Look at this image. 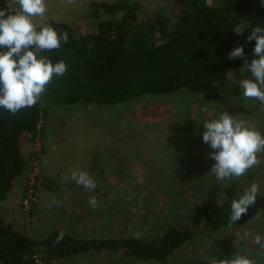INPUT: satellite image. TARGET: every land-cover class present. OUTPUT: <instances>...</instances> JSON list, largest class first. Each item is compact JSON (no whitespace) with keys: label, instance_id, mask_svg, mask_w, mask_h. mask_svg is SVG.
Segmentation results:
<instances>
[{"label":"rangeland","instance_id":"374dc122","mask_svg":"<svg viewBox=\"0 0 264 264\" xmlns=\"http://www.w3.org/2000/svg\"><path fill=\"white\" fill-rule=\"evenodd\" d=\"M114 1L75 0L69 4L67 0H45V17L33 18V23L40 26L52 19L70 22L79 30L89 20L90 3ZM133 1L140 5L139 19L166 11L171 4V0ZM8 3L14 13L18 7L13 0ZM249 77L248 72L228 70L201 94L181 90L169 96L143 97L145 100L139 99L133 106L53 109L40 161L27 181L28 185L36 181L38 191L32 195L29 190L21 205L23 182L19 181L0 202V218L34 239L55 230L79 239L151 235L185 220L210 193L222 197L235 190L240 196L251 183H258L260 192L252 205L255 216L234 235L239 255L264 264V253L253 240L257 233L264 235V153L258 154L259 165L245 176L218 181L209 173L214 161L208 153L214 150L202 141L203 124L223 112L264 135L259 101L244 98L238 87L240 80ZM39 147L38 142L37 151ZM73 170L94 177L95 190L89 192L74 181L66 183L63 177ZM90 196L98 201L95 209L88 203ZM28 199L36 203L33 214ZM214 237H196L165 263L106 261L88 254L61 264H208Z\"/></svg>","mask_w":264,"mask_h":264},{"label":"trees","instance_id":"16d2710c","mask_svg":"<svg viewBox=\"0 0 264 264\" xmlns=\"http://www.w3.org/2000/svg\"><path fill=\"white\" fill-rule=\"evenodd\" d=\"M139 7L133 0L92 2L82 29L52 19L41 24L67 34V43L62 41L59 49L40 54L53 64L63 60L67 72L53 77L35 106L15 115L0 108V202L19 181L23 182L21 205L29 190L37 193L36 181L32 185L27 181L40 161L53 109L133 106L143 97L169 96L181 90L201 94L219 74L241 68L240 59H228L235 47L243 46L248 62L254 58V41L246 37L255 26L264 28L260 0H171L166 11L144 19L138 17ZM0 9L13 14L5 0H0ZM237 26L243 35L233 32ZM236 192L222 197L208 194V200L200 201L185 220L151 235L79 239L55 230L34 239L0 218V264H61L88 254L106 261L165 263L203 234L215 236L209 260L230 259L239 255L235 231L256 213L250 206L246 215L228 227L231 202L239 198ZM28 200L33 214L36 203ZM60 234L63 239L55 243Z\"/></svg>","mask_w":264,"mask_h":264},{"label":"clouds","instance_id":"9594fccd","mask_svg":"<svg viewBox=\"0 0 264 264\" xmlns=\"http://www.w3.org/2000/svg\"><path fill=\"white\" fill-rule=\"evenodd\" d=\"M67 2L72 4L75 0ZM260 3L264 7V0H260ZM13 4L18 6L13 14L0 9V108L15 115L21 109L35 106L54 76L62 77L66 74L67 65L63 60L53 64L40 54L59 49L62 41L67 43V34H58L51 26H37L33 23V18L45 17V0H13ZM233 32L244 34L240 26L235 27ZM246 40L254 41V58L248 62L241 45L229 53L228 59L242 61L239 70L250 73V77L240 80L238 87L244 98L256 99L261 105V111H264V28L253 27ZM202 141L214 150L208 153L214 161L209 173L218 181L245 176L250 169L259 165L258 154L264 153V135L227 112L203 124ZM63 179L66 183L74 181L89 192L96 188L95 178L85 171L73 170ZM259 192L260 185L251 183L238 199L232 200L229 228L247 214ZM52 203L59 206L58 201L53 200ZM88 203L93 209L98 207L95 196H90ZM62 239L63 234H60L55 243ZM253 240L258 250L264 253V235L257 233ZM208 264H257V261L236 255L230 259L211 258Z\"/></svg>","mask_w":264,"mask_h":264},{"label":"built area","instance_id":"2783aa9c","mask_svg":"<svg viewBox=\"0 0 264 264\" xmlns=\"http://www.w3.org/2000/svg\"><path fill=\"white\" fill-rule=\"evenodd\" d=\"M8 1H9V0H7V3H6V5H8V6L10 7V9H12V10H13V5H10V4L8 3Z\"/></svg>","mask_w":264,"mask_h":264}]
</instances>
